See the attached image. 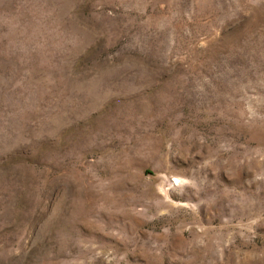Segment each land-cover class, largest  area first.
Listing matches in <instances>:
<instances>
[{
  "label": "rangeland",
  "instance_id": "obj_1",
  "mask_svg": "<svg viewBox=\"0 0 264 264\" xmlns=\"http://www.w3.org/2000/svg\"><path fill=\"white\" fill-rule=\"evenodd\" d=\"M0 264H264V0H0Z\"/></svg>",
  "mask_w": 264,
  "mask_h": 264
}]
</instances>
